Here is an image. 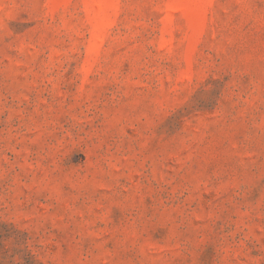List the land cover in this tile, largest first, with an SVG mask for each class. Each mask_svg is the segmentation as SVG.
<instances>
[{"label": "rangeland", "instance_id": "374dc122", "mask_svg": "<svg viewBox=\"0 0 264 264\" xmlns=\"http://www.w3.org/2000/svg\"><path fill=\"white\" fill-rule=\"evenodd\" d=\"M0 264H264V0H0Z\"/></svg>", "mask_w": 264, "mask_h": 264}]
</instances>
